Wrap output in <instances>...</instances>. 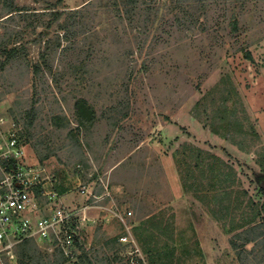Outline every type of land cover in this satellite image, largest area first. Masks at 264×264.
<instances>
[{
	"label": "rangeland",
	"instance_id": "obj_1",
	"mask_svg": "<svg viewBox=\"0 0 264 264\" xmlns=\"http://www.w3.org/2000/svg\"><path fill=\"white\" fill-rule=\"evenodd\" d=\"M55 1L15 0L37 12ZM89 1H63L84 9L86 33L53 52L57 81L46 72L43 86L32 73L46 47L34 41L42 27L4 20L0 0V34L21 29L26 41V58L0 73V107L24 127L26 161L47 168L58 205L92 206L81 240L93 264H127L124 234L147 264H253L231 238L264 218V0H206L194 29L171 0H149L147 20ZM56 32L54 24L48 38ZM91 39L93 52L83 53ZM78 97L96 109L86 129Z\"/></svg>",
	"mask_w": 264,
	"mask_h": 264
},
{
	"label": "trees",
	"instance_id": "obj_2",
	"mask_svg": "<svg viewBox=\"0 0 264 264\" xmlns=\"http://www.w3.org/2000/svg\"><path fill=\"white\" fill-rule=\"evenodd\" d=\"M63 1L64 0H57L54 3H50L47 10L41 12L28 11V8L20 6L15 0H4L3 2L5 15H7L4 20L9 22L15 19V15H19L23 19L30 20L31 24L29 26L32 27L33 30H36L37 27H42V30L38 32L34 41L42 43L47 39L45 42L46 47L41 52L40 60L32 65V73L34 80H39L43 86L45 83H48V79L45 76L46 72L51 74L52 78L57 81L53 63L54 57L51 56L53 52H56L59 47H62V51H65L73 37H77L80 34L85 35L86 33V26L84 25H87L88 22L85 19L84 9H67L63 6ZM171 1L172 3L179 4L182 9V12L177 15V17H179L178 19L183 24H186L188 28L194 29L199 21V16H197L198 7L206 0ZM234 1L240 2L245 0ZM88 4L102 7L107 11L111 6H116L119 8L118 12H120V14H127L130 19H132L133 15L136 13L142 15L145 20L150 17L149 0H90L85 6ZM158 14L159 10H157L156 15ZM54 24H57L56 39H50L48 36ZM233 24L236 25V22ZM143 25L147 29V25ZM5 28H7L6 31L0 34V56L3 57L0 60V73L9 63L24 59L27 55L26 41L23 42V30H9L6 26ZM61 31L63 32L62 36ZM115 31L117 33L119 32L118 30ZM93 40L94 39H91L89 41V47L86 51L82 50L85 48L81 49V51H84L83 53L91 54L93 52V48H91ZM63 42H67L68 44L64 45ZM140 49L142 52L143 46H141ZM35 81L34 87H36ZM36 102V98H33L30 103V108L24 113L25 125H27L26 127L28 128L34 125L37 117ZM75 114L78 127H85L86 129L88 123L94 121L96 109L89 100L84 97H78L75 102ZM72 133L71 131L69 135L74 143V147L78 149L77 151L83 153V145L81 144L80 138L78 136L73 137ZM2 163L8 164L6 161H2ZM262 180L264 181V177H262ZM262 191L264 192V188ZM36 192L37 195H40L39 190ZM249 243H253L250 249L247 248ZM231 244L243 262L251 261L253 264H264V218L243 228L231 238ZM75 252L76 259L71 262L60 247L56 248L52 253H47L41 251V248L34 241L25 240L18 248L19 256L21 254L24 255V258L22 255L19 258L21 259V264H84L86 260L89 264H93L92 256L88 251H84V245L80 239L76 242Z\"/></svg>",
	"mask_w": 264,
	"mask_h": 264
},
{
	"label": "built area",
	"instance_id": "obj_3",
	"mask_svg": "<svg viewBox=\"0 0 264 264\" xmlns=\"http://www.w3.org/2000/svg\"><path fill=\"white\" fill-rule=\"evenodd\" d=\"M23 133V125L0 107V260L18 262L20 244L32 240L48 253L60 247L73 262L84 223L94 221L88 213L92 206L67 209L57 204L53 199L56 192L47 190L50 178L47 168L26 161ZM37 190L48 196L47 200L43 202ZM86 192L87 187L82 186L81 193ZM119 239L131 247L127 250V264H147L130 234Z\"/></svg>",
	"mask_w": 264,
	"mask_h": 264
},
{
	"label": "crops",
	"instance_id": "obj_4",
	"mask_svg": "<svg viewBox=\"0 0 264 264\" xmlns=\"http://www.w3.org/2000/svg\"><path fill=\"white\" fill-rule=\"evenodd\" d=\"M56 197L58 198V196H53V199H56ZM46 199V198H45ZM57 202V201H56ZM83 237V236H82Z\"/></svg>",
	"mask_w": 264,
	"mask_h": 264
}]
</instances>
